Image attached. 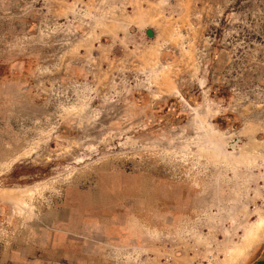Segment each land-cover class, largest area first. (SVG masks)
<instances>
[{
    "label": "rangeland",
    "instance_id": "374dc122",
    "mask_svg": "<svg viewBox=\"0 0 264 264\" xmlns=\"http://www.w3.org/2000/svg\"><path fill=\"white\" fill-rule=\"evenodd\" d=\"M0 264H264V0H0Z\"/></svg>",
    "mask_w": 264,
    "mask_h": 264
},
{
    "label": "water",
    "instance_id": "95a60500",
    "mask_svg": "<svg viewBox=\"0 0 264 264\" xmlns=\"http://www.w3.org/2000/svg\"><path fill=\"white\" fill-rule=\"evenodd\" d=\"M230 146H233L232 144Z\"/></svg>",
    "mask_w": 264,
    "mask_h": 264
}]
</instances>
